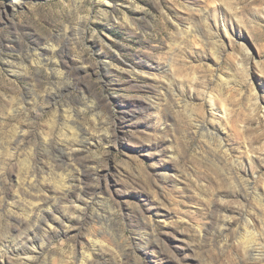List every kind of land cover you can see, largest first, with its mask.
Masks as SVG:
<instances>
[{"label": "rangeland", "instance_id": "374dc122", "mask_svg": "<svg viewBox=\"0 0 264 264\" xmlns=\"http://www.w3.org/2000/svg\"><path fill=\"white\" fill-rule=\"evenodd\" d=\"M0 264H264V0H0Z\"/></svg>", "mask_w": 264, "mask_h": 264}]
</instances>
